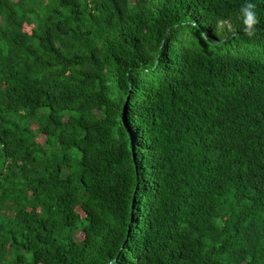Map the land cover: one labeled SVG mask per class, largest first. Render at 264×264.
Here are the masks:
<instances>
[{
	"label": "trees",
	"instance_id": "obj_1",
	"mask_svg": "<svg viewBox=\"0 0 264 264\" xmlns=\"http://www.w3.org/2000/svg\"><path fill=\"white\" fill-rule=\"evenodd\" d=\"M0 264H264V0H0Z\"/></svg>",
	"mask_w": 264,
	"mask_h": 264
},
{
	"label": "clouds",
	"instance_id": "obj_2",
	"mask_svg": "<svg viewBox=\"0 0 264 264\" xmlns=\"http://www.w3.org/2000/svg\"><path fill=\"white\" fill-rule=\"evenodd\" d=\"M254 9H255V5L252 3H246L241 8L243 23L246 26L244 28V34L248 35L249 37L252 35V31H251L252 25L256 22Z\"/></svg>",
	"mask_w": 264,
	"mask_h": 264
},
{
	"label": "rangeland",
	"instance_id": "obj_3",
	"mask_svg": "<svg viewBox=\"0 0 264 264\" xmlns=\"http://www.w3.org/2000/svg\"><path fill=\"white\" fill-rule=\"evenodd\" d=\"M223 27H224V25H223ZM34 127H36V126H34ZM40 139V138H39ZM80 211V210H79ZM80 213L83 215V213L80 211ZM80 237V239L82 238V235H80L79 236Z\"/></svg>",
	"mask_w": 264,
	"mask_h": 264
}]
</instances>
